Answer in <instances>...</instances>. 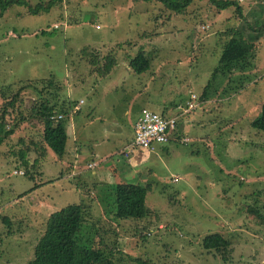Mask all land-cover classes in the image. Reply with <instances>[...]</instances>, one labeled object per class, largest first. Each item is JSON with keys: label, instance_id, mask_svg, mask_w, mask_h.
<instances>
[{"label": "rangeland", "instance_id": "rangeland-1", "mask_svg": "<svg viewBox=\"0 0 264 264\" xmlns=\"http://www.w3.org/2000/svg\"><path fill=\"white\" fill-rule=\"evenodd\" d=\"M237 2L240 17L207 0L180 13L154 0H60L36 15L22 5L0 10V89L22 87L18 110L5 115L7 122L17 111L26 116L0 144V264H25L48 214L80 200L87 224L105 231L107 247H95L111 251L113 264H264V132H248L264 102V0ZM234 29L248 64L211 77L230 58L224 44ZM108 55L116 64L106 76L89 72L91 56ZM48 81L56 94L83 100L65 123L60 157L34 149L41 124L28 115L34 99L46 92L51 99ZM190 93L200 106L181 117L178 137L154 151L120 154L142 107L158 112L155 104ZM4 102L0 94V108ZM77 148V174L66 177ZM22 149L26 166L16 154ZM88 160L95 166L86 168ZM118 182L150 183L144 220L109 219L107 189ZM137 223L146 227L140 234ZM214 232L229 241L224 257L200 244Z\"/></svg>", "mask_w": 264, "mask_h": 264}, {"label": "trees", "instance_id": "trees-1", "mask_svg": "<svg viewBox=\"0 0 264 264\" xmlns=\"http://www.w3.org/2000/svg\"><path fill=\"white\" fill-rule=\"evenodd\" d=\"M58 1L60 0H49L47 3H37L30 7L25 0H0V10L3 11L12 5H22L26 7L30 15H36L41 12H48ZM133 1L148 2L152 0ZM154 1L159 2L164 8L173 13H180L194 0ZM207 1L217 11L232 7L238 17L241 16L242 9L237 0ZM229 35L224 46H227V55L230 56V58L223 61L219 59L221 62L214 67L211 77H216L217 75L223 77L230 75L232 71L241 72L245 70L248 64V61L245 59L246 56L248 57V51L244 48L247 45L242 43L241 40L243 37L235 29L232 30ZM234 47H236V51L242 48V55L239 56L235 54ZM84 54L85 53H83V55ZM140 54L141 53L135 58L140 60ZM88 63L90 73H95L99 77H103L106 76L116 64V59L110 55L101 58L91 56ZM50 84V81H48L47 85L54 88L51 99H48L49 96L47 92L44 96L34 99L31 106L28 108V115L41 124L39 142L35 144L34 149L37 147L41 149L40 152L42 153L44 148H47L57 157H60L64 152L66 139L65 123L68 120L70 115L69 112L74 101H71L66 96L62 97L60 94H56V87ZM16 89L17 90H12L10 85H7L4 90L0 89V94L2 98L5 99V102L0 108V144L13 134L14 129L19 124L25 121L26 116L22 111H17L10 122H7V117L5 115L7 108L12 109V111L14 108L17 110L19 108L17 102L22 87ZM199 102H201L200 99ZM170 106L174 107L173 104H170ZM163 110L159 113L164 114ZM54 113H59L61 117L52 119L51 116ZM181 117L176 122L172 138L178 137L179 135V121ZM249 127L251 130L255 131V133L250 129L248 131L253 134V137L254 134L260 133V131L264 132V102L259 106L258 114L252 118ZM16 154L22 166H26L28 164V160H25L26 150H18ZM24 174L30 176L28 171L23 172L22 175ZM107 190L109 198L111 197V200H109L112 205V210L109 211L111 212L109 215L110 218L108 217L109 219H115V222L127 219L136 224V222L144 220L149 215V209L145 205V195L147 191L151 190L150 183L139 185L129 182H120L113 186L112 191L109 190V188ZM87 209V205L80 200L76 204H67L58 210L50 212L45 219L41 234L36 238L32 246L31 258L25 264H113L110 259L111 251L107 250L104 252V249L95 247V245H99L103 248L107 247L105 244H102L101 234L105 231L94 226V222L92 221H90V224H87ZM248 210L255 213L258 217L261 216L256 209L252 207H248ZM102 215L105 218L107 217L106 214L102 213ZM138 225L140 227L136 226L133 231L140 234L146 227L141 224ZM95 237L97 238V243H94ZM200 244L203 249H211L214 252L221 253L222 257H224L225 255L223 252L228 249L229 241L220 233L214 232L204 235L201 238Z\"/></svg>", "mask_w": 264, "mask_h": 264}, {"label": "built area", "instance_id": "built-area-1", "mask_svg": "<svg viewBox=\"0 0 264 264\" xmlns=\"http://www.w3.org/2000/svg\"><path fill=\"white\" fill-rule=\"evenodd\" d=\"M65 2L66 0H61ZM82 99H79L73 106L69 114H73L79 110ZM199 101L194 93H190L186 100L182 103L174 105L172 112L169 114H160L148 108H141L137 114L132 127V137L129 143L124 147L123 155L127 156L133 149L152 150L154 145H164L172 138L177 120L196 109ZM59 113H54L51 118H60ZM182 141L184 138H180ZM94 163L88 164L91 167ZM14 174L22 175L23 171L13 170ZM175 180V179H172ZM171 181V180H170Z\"/></svg>", "mask_w": 264, "mask_h": 264}, {"label": "crops", "instance_id": "crops-1", "mask_svg": "<svg viewBox=\"0 0 264 264\" xmlns=\"http://www.w3.org/2000/svg\"><path fill=\"white\" fill-rule=\"evenodd\" d=\"M263 8V10H264V7H262ZM262 10V11H263ZM261 12V11H260ZM187 97H188V95L187 96H185L184 98H182V99H179V100H177V101H172L171 103H169L168 104V106H163V105H160V104H155V109H157V111L158 112H161L163 109V113L165 114H169V113H171L172 112V109H173V106H170V104H173V105H176L177 103H181V102H183L184 100H186L187 99ZM80 99V98H79ZM201 101V100H200ZM82 103H83V100H82ZM81 103V104H82ZM75 104V103H74ZM200 106V105H199ZM142 108H147V107H142ZM149 109V108H148ZM155 111V110H154ZM71 115L72 114H70L69 115V117L68 118H70L71 119ZM137 115V114H136ZM183 117V116H182ZM109 129H110V131H120L119 130V128L116 126V127H109ZM70 133L72 134L73 133V130H72V128L70 127ZM65 131L67 132V133H69L68 132V130H67V128H65ZM129 142V141H128ZM166 144V143H165ZM164 144V145H165ZM77 151H78V148L77 149H74V154H73V160H72V162L70 163V164H66V166L68 167V171H67V174H66V177H70V176H74L75 174H77V172L75 171V169H74V164L75 163H77L76 162V160H78L77 158L79 157V153H77ZM149 151V150H148ZM150 151H154V148L152 149V150H150ZM123 152H124V150L120 153V154H122V156L124 157V158H127L131 153H129L127 156H124L123 155ZM90 163H94L93 161H91V160H88L87 161V163H86V168H92V167H94L95 165H92L91 167H88V164H90ZM65 166V167H66ZM70 166V167H69ZM118 183H120V182H118ZM92 193V192H91Z\"/></svg>", "mask_w": 264, "mask_h": 264}]
</instances>
